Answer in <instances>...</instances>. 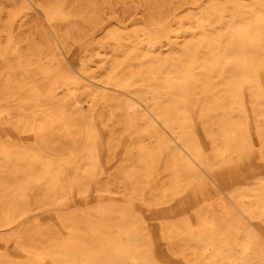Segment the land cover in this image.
<instances>
[{
	"label": "bare ground",
	"instance_id": "obj_1",
	"mask_svg": "<svg viewBox=\"0 0 264 264\" xmlns=\"http://www.w3.org/2000/svg\"><path fill=\"white\" fill-rule=\"evenodd\" d=\"M146 1L144 22L132 21L133 26H141L128 31L107 30L113 21L105 23L103 11L113 8L106 0L1 3L0 12L5 6L12 9L7 24H0V75L5 76L2 88L28 91L33 102L48 101L45 108L35 104L37 109L30 114H19L21 119L13 122V127L18 132L29 131L33 137L50 134L42 143L51 156L34 149L2 150L0 172H17L10 166L12 160L25 163L30 180L40 182L39 171L53 192V178L67 174L74 165L75 151L83 150L87 159L92 158L89 146L96 133L93 127L84 126L86 120L96 117L99 123L120 125L130 137L142 140L129 148L127 166L135 153L149 178L156 177L158 182L167 177L146 203L147 209L156 207L161 214L191 212L195 216V225L187 220L157 224L172 254L180 255L185 264H264V226L256 228L264 222V184L248 195L229 191L223 198L209 199L210 193H217L207 190L205 175L216 177L219 191H223L226 185L221 184L229 180V186L247 183L254 172L244 167L248 158L238 169L233 165L205 169L211 164L200 142L202 137L212 143L214 156H221V160L229 152L239 155L250 151L251 139L243 128L249 119L247 104L257 122V154L264 161V129L260 126L264 121V0H176V9L190 3L192 12H178L169 28L166 4L156 0L146 5ZM31 7L44 15L46 30L28 15ZM71 19L79 20L82 26L71 23ZM115 20L120 23V19ZM98 27L104 34L96 39L94 30ZM82 37L85 57L95 65L82 61L78 73L69 74L63 60L67 45L80 43ZM6 58L10 59L5 63ZM52 76H56L54 80ZM82 93L91 98L88 107L77 100ZM9 98L2 100H17ZM96 106L101 108L99 112H93ZM9 114L1 112L0 122L11 123L15 115ZM139 121L143 128H134ZM63 155L70 159L63 160ZM256 166L264 168V163ZM195 180L198 183L192 184ZM186 187L189 190L181 194ZM10 194L14 203H19L18 188L0 183V200ZM14 210V206L0 207V228L14 221ZM97 213L99 221H64L62 226L70 236L66 240L58 239L50 229L34 233L30 244H25L22 234L14 238L31 258L29 264H41L44 259L52 264H150L146 262L149 249L142 253L131 243L139 236L138 227L129 222L134 231L130 230L124 245L116 237L121 232L117 223L125 219L124 214L113 209ZM239 217L248 222L242 224ZM76 228H84L85 233ZM107 232L115 238L101 250L102 261L97 260L99 251L89 244L90 237L101 238ZM6 241L0 235L3 245ZM0 264L27 263L14 262L1 253Z\"/></svg>",
	"mask_w": 264,
	"mask_h": 264
},
{
	"label": "rangeland",
	"instance_id": "obj_2",
	"mask_svg": "<svg viewBox=\"0 0 264 264\" xmlns=\"http://www.w3.org/2000/svg\"><path fill=\"white\" fill-rule=\"evenodd\" d=\"M3 1L5 0H0V7L1 3H4ZM20 1L21 0H16V2ZM49 1L52 0H37L40 4H45ZM106 1H109L111 7L113 8V11L106 8L103 11L104 22L106 23L108 20L113 21L111 25L107 27V30L110 31L114 28H127L128 31L132 28L136 29V27H140L142 25L141 23L144 22L145 9L143 2L146 0ZM155 1L156 0L146 1V5L154 3ZM161 1L166 4L165 16H168L166 21H169L166 28L170 27L174 15H177L178 12L185 15L192 12L189 9V7H191L190 3H186L181 8L176 9V0ZM11 11L12 9L8 6H5L4 9H2V12H0V24H7L8 14ZM75 13L77 12H73V14ZM28 15L32 16V19L35 20L39 27L46 30L44 26V15L41 12H37L31 7L28 11ZM117 18L120 19V23L115 20ZM132 21L138 23L140 22L141 25L138 24L137 26H133L131 24ZM71 23L82 26V24H79L80 22L77 19H71ZM101 30L102 29L100 27L95 28L94 31L96 39L103 36L104 33H101ZM1 35V40L4 42L6 36L3 32ZM86 38L87 36L85 39ZM85 39L82 37L80 39V43L70 42L67 45L69 48L66 50L65 58L63 60L66 69H69V74H77V70H79L82 61H86V64L90 66L95 65L94 62H89V57H85L87 54L84 48ZM109 54L110 52L108 51L107 56H109ZM9 59L10 58H6L4 60L5 63ZM13 76L11 74L10 79ZM4 77V74L0 75V113L6 112L10 113L9 115L11 116H15L13 117L11 123L0 122V151L6 149H34L35 151H43V156L45 157L51 156L42 143V141L47 139L50 134L33 137L31 136V132H18L13 127L15 121L21 119L18 116L19 114H30L33 110L37 109L35 104L42 106L39 109L45 108L48 101L43 100L40 102H33L29 99L28 91L15 92V88L4 90L2 88L4 87L2 86ZM55 77L56 76H52L51 80H54ZM40 79L39 81H44ZM4 97H10V100L16 97L17 100L22 99V101L17 102V100H15V103H11L10 101L4 102L2 100ZM77 100L84 107H88V105H91L92 102L91 98L87 96V93L79 94ZM31 103L34 105H28ZM245 107L246 114L249 116V119L243 124V128L245 129L247 135H249L248 138L251 139V141L249 140L251 146L250 151L242 152L239 155L234 152H229L226 155L227 158L221 160V156H214L215 151L212 143H208V141L202 137H200V142L202 148L204 149V156H206L207 161L211 164L210 166H205V169L213 170L228 165H233V169H238L240 166L239 163H242L244 159L248 158L246 164L244 163V167L252 170L254 172V176L251 177L247 183H234L233 186L228 185L232 182V180H229L228 184L226 182V184H221L226 185V189L219 191L220 182L216 180V177L210 178L201 174V176H204L205 181L208 183L207 190H215L217 193L216 195L213 192L210 193V196L208 197L212 198L209 199H216V197L223 198L229 191L230 194L242 192L243 195H248V193H252V191L259 188L261 184H264V168H258V166H256L258 162L264 163L263 160H260L259 155L257 154L258 146L256 145L255 137V125L257 122L253 120L254 118H252V113L247 104ZM93 109V112L97 110L99 112L101 110V108L97 106ZM86 110L89 111L87 108ZM263 112L261 113L264 117ZM95 118L94 121L86 120L84 123L85 127H93L92 129H95L96 133V138L89 146L92 158L87 159V154L83 150L75 151L73 155L74 165L70 167L67 174H58L55 178H53L56 183L55 191L52 192L51 189H48V181L45 177H42V175L40 176L39 171L37 174L41 177V179L36 178L41 181H31L30 176L26 171L25 163H17L15 160H12V164L10 166H13L18 171L15 173L0 172V183L7 185L10 189L11 187L18 188L19 194L17 199L20 200L19 203H14V193L1 198L0 200V207H15V210L13 211V213L15 212L14 221L10 225L0 228V235L7 239L6 243L4 242V245L0 242V254L2 253V255L8 256L9 259L14 262L29 264V262H31V258H28L26 253L20 250V242L17 243V240L14 238L17 234H22L25 244H30L29 239H34V233L50 229L55 232L58 239L66 240L69 239L70 236L63 228L62 224L67 219L73 218L75 220L99 221L100 217L97 216V211H101L103 209H113V211L123 213L125 216V219L120 220L117 223L121 230L119 236H116L117 240L126 245L129 239V234L131 233L130 230L134 231L133 228L129 227V222L134 224L135 227H138L139 236L137 240H131V243L138 246L142 253L145 249H149V255L146 260L147 263L185 264V261L180 257V255L172 254L170 252L169 247L164 243V240L160 235L157 224L172 222L178 223L180 221L187 220L195 225L196 219L194 214H191V212L178 213L174 211H172V213L161 214L159 211H156V207L152 210H148L146 203L153 198V195L158 193L163 181L166 180L167 177L164 178L163 181L160 180L158 182L155 180L156 177L155 179L152 177L149 178L146 175L145 165L138 161L135 153L132 154V163L128 164L130 165L128 167L125 159L129 156V148L135 142L137 144L142 140H139L140 138L130 137L127 132L123 131V128L120 125L99 123L95 120ZM234 125H236V123H234ZM260 126L264 129V121L260 123ZM133 127L142 129V121L137 122V124ZM112 128L113 131H110ZM84 143L85 142H83V144ZM61 158H63V160L70 159V157H67L66 155H63ZM236 164L238 165L235 166ZM196 183H198V181L195 180L192 184ZM191 187L193 188V185H191ZM242 188H245L246 191H241ZM187 190H189V187L181 189V194ZM231 190L234 191L231 192ZM180 197L181 196L178 195L177 199ZM238 219L242 224L248 222L246 218L239 217ZM252 222L255 221L252 220ZM230 223L236 228L240 227L235 221H231ZM132 224L131 227L133 226ZM262 226H264V222H262L259 226H256V228H260ZM249 229L254 228L249 226ZM76 231L81 234L85 233L84 228H76ZM114 238L115 236L109 232L104 233L101 238L92 239L90 237L89 244L93 247L95 252L97 250L99 251L95 254L97 256V260L102 261L103 253L101 250L106 248L105 244H108ZM261 241L264 243V238H261ZM41 264L52 263L49 260L44 259L41 261ZM126 264L130 263L126 262Z\"/></svg>",
	"mask_w": 264,
	"mask_h": 264
}]
</instances>
